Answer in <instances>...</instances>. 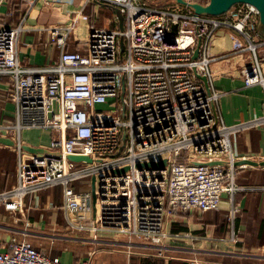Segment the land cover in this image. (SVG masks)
<instances>
[{"label":"built area","instance_id":"1","mask_svg":"<svg viewBox=\"0 0 264 264\" xmlns=\"http://www.w3.org/2000/svg\"><path fill=\"white\" fill-rule=\"evenodd\" d=\"M22 1L30 6L37 0ZM102 1L119 7L123 29L94 28L82 46L71 50L72 27H50L49 39L60 55L57 64L44 69L20 62L23 23L0 26V72L11 77L17 117L16 123L0 124V135H16L19 150L18 181L0 191V203L6 210L22 211L26 196L61 185L60 208L69 228L93 237L118 231L127 236V245L135 237L165 256L170 240L181 235L171 231L175 217L215 211L225 194L232 203L241 189L235 136L262 126L264 114L231 124L220 118L216 103L221 92L213 87L210 69L218 55L210 54L209 43L221 27L238 34L241 44L226 56L246 53L250 61L240 68L245 85L264 86L259 10L244 2L222 15H205L188 3L209 0L167 5ZM120 37L125 46L121 55ZM195 71L208 78V86ZM33 127L52 131L44 148L59 154L21 147L22 131ZM70 155L91 160L75 161ZM164 159L163 167L140 166ZM214 160L224 163H205ZM123 167L127 169L114 172ZM91 176L96 180L94 213L91 189L74 187ZM0 264L64 263L26 238H13L7 245L0 241ZM79 264H92L91 258L84 256Z\"/></svg>","mask_w":264,"mask_h":264},{"label":"crops","instance_id":"2","mask_svg":"<svg viewBox=\"0 0 264 264\" xmlns=\"http://www.w3.org/2000/svg\"><path fill=\"white\" fill-rule=\"evenodd\" d=\"M111 5L115 4L102 0H37L29 6L22 0H0V26L23 23L17 48L20 62L44 69L57 64L60 55L49 39L50 27L71 26L67 48L76 50L94 28L120 29ZM240 42L238 34L221 27L209 43L210 54L218 55L210 66L213 87L221 92L216 110L226 124L264 114V86L245 85L240 75V68L250 61L246 53L226 56ZM261 68L264 76V59ZM12 91L10 75L0 72V124L17 122ZM22 132L23 143L30 146L45 147L52 135L49 128ZM9 137L17 139L16 135ZM235 142L239 158L264 160V124L237 133ZM18 159L17 146L0 143V191L17 183ZM236 177L241 189L232 203L225 194L215 211L194 210L172 220L171 231L181 235L170 240L172 248L165 256L145 252L137 243L127 245L124 237L110 232L101 231L93 237L88 231L69 228L60 208L61 185L26 196L22 211L6 210L0 203V241L7 245L13 238H26L37 248L59 256L64 264H79L84 256H89L92 264H264V165L243 164ZM79 184L91 189V180L76 182L74 187L80 189Z\"/></svg>","mask_w":264,"mask_h":264},{"label":"water","instance_id":"3","mask_svg":"<svg viewBox=\"0 0 264 264\" xmlns=\"http://www.w3.org/2000/svg\"><path fill=\"white\" fill-rule=\"evenodd\" d=\"M150 3L154 4L155 1L154 0H149ZM175 2H181V3H187L185 0H173ZM244 2H249L251 4H253L257 10H259V33L260 35L264 36V0H209V2L207 4H202L200 2L195 1L194 3H188V5H190V7H192L193 11H195L196 13L199 14H205V15H222L224 13L227 12V10L238 3H244ZM119 17V27L120 30L123 29L124 26V15L123 13L120 12V14H118ZM174 31H176L175 25L173 26ZM200 42V41H199ZM119 46H120V55L123 53L124 50V39L123 37L119 38ZM199 51V47H197L195 49V52L193 54V58H195L198 54ZM196 75L200 78H202L206 84V86H208V78L205 75L199 74L197 71ZM124 93V86L122 87V92H121V96H123ZM125 138H126V134L123 133L122 135V144L120 145V151L124 148L125 145ZM0 143L6 144V145H12V146H18V142L15 141L13 138L9 137V136H4V135H0ZM21 147L29 152H45V153H56L59 154L58 152L52 151L49 148H44L41 146H30L27 144L22 143ZM72 160L75 161H79L81 159H86V160H91L90 157L85 156V155H70L69 156ZM197 162V161H195ZM165 159L160 161V162H153V161H148V163H141L140 166H161L163 167L165 164ZM205 163L209 164V165H214L215 163H221L223 164L224 161L222 160H214V161H205ZM253 164V165H264V160H256V159H251V158H239L237 159V161L235 162L236 165H243V164ZM127 169V167H123V168H117L114 170V172H122L125 171ZM91 195L93 197L92 200V205H93V213L95 212L96 209V201H97V197H96V180H95V176H91Z\"/></svg>","mask_w":264,"mask_h":264},{"label":"rangeland","instance_id":"4","mask_svg":"<svg viewBox=\"0 0 264 264\" xmlns=\"http://www.w3.org/2000/svg\"><path fill=\"white\" fill-rule=\"evenodd\" d=\"M147 1H149V0H147ZM155 1V5H167V4H172L173 3V0H154ZM150 2V1H149ZM108 8V7H107ZM109 8H113V10L117 13V14H120V9H119V7L117 6V5H111V6H109ZM108 8V9H109ZM119 104H122V101L121 100H119ZM82 183V182H81ZM80 186H81V188H88L89 187V185L88 184H79ZM111 233V235H113V236H117V237H124L126 240H128L127 239V236H125L124 234H122V233H119L118 231H116V232H110ZM133 242L132 243H137V245H139V246H142V248H141V250H144L145 252H156L157 251V249L156 248H154V247H150V248H148V247H144V242H142V241H140V240H135V237H134V239L132 240ZM241 260H244L246 263H250L251 261H256V260H252V259H248V260H245V259H241Z\"/></svg>","mask_w":264,"mask_h":264},{"label":"bare ground","instance_id":"5","mask_svg":"<svg viewBox=\"0 0 264 264\" xmlns=\"http://www.w3.org/2000/svg\"><path fill=\"white\" fill-rule=\"evenodd\" d=\"M156 167V166H155Z\"/></svg>","mask_w":264,"mask_h":264}]
</instances>
